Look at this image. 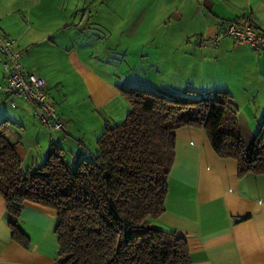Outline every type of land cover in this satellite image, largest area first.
<instances>
[{
  "label": "crops",
  "instance_id": "0c3cea01",
  "mask_svg": "<svg viewBox=\"0 0 264 264\" xmlns=\"http://www.w3.org/2000/svg\"><path fill=\"white\" fill-rule=\"evenodd\" d=\"M236 19L264 31V0H0V35L14 40L24 70L45 79L64 124L49 133L23 101L15 111L20 121L13 122L21 133L12 134L11 126L6 133L21 163H41L52 141L67 162L75 154L90 156L87 149L96 148L104 126L122 121L130 109L117 85L156 87L146 75L120 72L131 52H167V59H156L168 71L162 72L166 91L227 89L240 130L257 128L264 52L229 37L213 41ZM1 59L0 53V82H6ZM206 63L219 69L211 72ZM12 220L0 194V264H54V211L25 204L16 221L26 247L11 237ZM150 225L182 236L191 264H264V176H239L235 160L218 157L202 128H178L165 211Z\"/></svg>",
  "mask_w": 264,
  "mask_h": 264
},
{
  "label": "trees",
  "instance_id": "16d2710c",
  "mask_svg": "<svg viewBox=\"0 0 264 264\" xmlns=\"http://www.w3.org/2000/svg\"><path fill=\"white\" fill-rule=\"evenodd\" d=\"M117 88L129 111L104 126L96 151L72 162L52 141L44 160L22 173L6 136L13 122L0 120V194L14 218L11 237L28 245L16 218L31 203L55 213L54 264H191L182 236L150 225L165 211L176 130L202 128L218 157L235 160L239 176H264V110L246 145L227 89Z\"/></svg>",
  "mask_w": 264,
  "mask_h": 264
},
{
  "label": "built area",
  "instance_id": "2783aa9c",
  "mask_svg": "<svg viewBox=\"0 0 264 264\" xmlns=\"http://www.w3.org/2000/svg\"><path fill=\"white\" fill-rule=\"evenodd\" d=\"M223 37H231L235 43L246 45L255 51L264 52V31L255 29L243 19H236L226 25L214 37L217 43ZM14 40L0 35V53L6 74V86L3 88L7 96H18L27 102L33 115L47 129L54 133L64 128L56 106L48 98L45 79L34 71H26L22 65V54L13 48ZM11 105L15 101L10 99Z\"/></svg>",
  "mask_w": 264,
  "mask_h": 264
},
{
  "label": "rangeland",
  "instance_id": "374dc122",
  "mask_svg": "<svg viewBox=\"0 0 264 264\" xmlns=\"http://www.w3.org/2000/svg\"><path fill=\"white\" fill-rule=\"evenodd\" d=\"M100 12L108 13L106 9H103ZM107 38L111 41L115 37L109 36ZM229 38H231V37H229ZM148 39L149 38L147 37V40ZM243 46H246V45H243ZM13 48H14V44H13ZM112 55H113V53H112ZM130 56H131V61L129 62L128 59H129ZM126 57H127L126 58V62H123V65H124L123 69H122V71H120V72H122L123 75L124 74H130L131 76H145L146 75L147 80L155 81V83H156V87H154L153 90L158 91V89H160V90H165L166 91L165 88H168V87H166L164 85V79L166 77V74H163L162 72H163V70H165L166 72H168V71H167V69H164V67H163L164 64L163 63H159L158 60H156V59H157V57L158 58L167 59V52H163V51H160V52L141 51L139 53L131 52V53H127ZM133 57H134V60H133ZM178 61L180 62L181 60L178 59ZM157 65H161L162 67H159ZM205 68H210L211 72H213L214 69H219V65H213V64L206 63ZM220 69H223V67H221ZM189 72H190L189 73L190 77H196V74L194 73V69L193 68H191L189 70ZM219 72H220V70H219ZM110 77H111V75H110ZM199 82H200L199 80L196 81V83H199ZM218 84H220V83H218ZM3 86L4 87L6 86V82H0V120L4 116H6L12 122H16L15 120H18V119H15V116H16L15 111L20 109L22 104L25 103V102H23L24 100L18 98V96L7 97L5 92H4V90H3V88H4ZM173 89L177 90V91H181L182 90V89L180 90L178 88H173ZM11 98H13V100L16 103L15 107H13L11 105V103H10V99ZM25 105H26V103H25ZM32 116H33V114H32ZM19 121L20 120H18V122ZM87 129H89V128H87ZM256 129H257L256 126L252 124L251 127L249 126V131H244V130L241 131L242 137H243L244 142H245L246 145H249L250 142L252 141L253 136L256 133ZM16 132H18V134L21 133V129L19 127V123L18 124L17 123L11 124V133L15 134ZM97 136H99V135H97ZM87 150L89 152H94V151H96V148H89ZM88 151H86V152H88ZM29 166H31V163L23 162L22 165H21L22 173H24L25 170L27 169V167H29Z\"/></svg>",
  "mask_w": 264,
  "mask_h": 264
}]
</instances>
